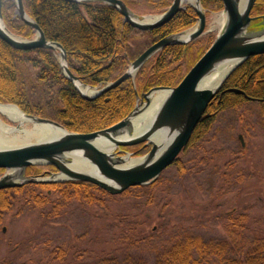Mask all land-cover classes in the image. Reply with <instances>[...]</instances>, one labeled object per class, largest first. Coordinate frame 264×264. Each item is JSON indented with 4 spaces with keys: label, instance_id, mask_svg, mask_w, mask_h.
<instances>
[{
    "label": "trees",
    "instance_id": "1",
    "mask_svg": "<svg viewBox=\"0 0 264 264\" xmlns=\"http://www.w3.org/2000/svg\"><path fill=\"white\" fill-rule=\"evenodd\" d=\"M136 14L161 13L172 0H123ZM258 0L259 5L263 4ZM25 11L42 29L45 37L59 42L67 55L69 69L86 84H106L119 77L145 48L154 41L193 26L198 19L195 10L186 5L169 21L151 30H140L124 21L123 15L107 3L73 2L68 0H22ZM203 8H223L222 0H201ZM264 5V4H263ZM2 17L10 31L26 38L34 36L33 28L15 11L13 0H2ZM212 42V41H211ZM198 38L187 44L166 45L149 57L131 78L122 81L93 99H86L64 76L59 55L45 47L16 49L0 38V101L16 104L26 113L50 118L67 130L91 132L106 128L125 117L134 107L136 93L157 86H175L211 43ZM237 88L264 104V53L248 57L226 78L221 93L208 104L204 116L192 131L181 152L200 139L210 128L214 115L229 106L248 100L243 94L229 91ZM141 146V144H140ZM130 148V147H125ZM149 146L138 148L144 153ZM184 171L177 158L174 163ZM0 170H3L0 168ZM57 169L50 164H34L26 173L49 174ZM34 184L48 192L30 196L35 205H45L49 193L57 192L62 200L83 198L91 189L105 190L84 181L25 183L18 187L0 189V223L12 206L13 191ZM143 186V185H140ZM95 201L98 196L92 195ZM58 206V200H55ZM248 216L245 212H228L224 216L225 230L231 241L241 238ZM223 243L186 236L161 251L155 264H201L203 258L216 256L209 264H264V236L253 239L249 248L239 255L226 254ZM64 251L56 249L54 259H62ZM204 261V260H203ZM101 264H118L104 259ZM128 264H144L129 262Z\"/></svg>",
    "mask_w": 264,
    "mask_h": 264
},
{
    "label": "rangeland",
    "instance_id": "2",
    "mask_svg": "<svg viewBox=\"0 0 264 264\" xmlns=\"http://www.w3.org/2000/svg\"><path fill=\"white\" fill-rule=\"evenodd\" d=\"M205 14V32L198 38L211 42L225 14L222 8L205 9ZM26 140L34 139L20 136L7 144ZM141 146L124 149L136 152ZM178 159L184 171L172 164L153 183L120 194L91 189L83 198L62 200L51 192L49 201L37 206L30 194L44 196L46 189L29 184L13 191L12 206L0 223V264H101L104 259L155 264L161 251L189 235L223 243V255L235 256L264 236V104L246 100L222 109ZM92 195L99 199L93 201ZM228 212L248 216L236 242L225 230ZM58 248L64 251L62 259L52 257ZM216 259L208 256L201 264Z\"/></svg>",
    "mask_w": 264,
    "mask_h": 264
},
{
    "label": "water",
    "instance_id": "3",
    "mask_svg": "<svg viewBox=\"0 0 264 264\" xmlns=\"http://www.w3.org/2000/svg\"><path fill=\"white\" fill-rule=\"evenodd\" d=\"M68 1L107 3L123 15L125 22L140 30H151L163 25L187 4L198 15L194 26L154 41L131 61L119 77L103 86H94L84 83L69 69L67 55L62 45L45 37L40 26L25 11L22 0H14L15 9L19 17L33 28L34 36L26 38L10 31L2 17V0H0V38L16 49L45 47L57 51L61 72L81 96L89 100L116 87L128 78L134 82L136 73L144 62L164 46L187 44L205 32L206 14L201 6V0H172L163 12L156 15H138L123 0ZM240 2L241 0H222L225 13L222 29L179 83L169 87L157 86L140 94L135 89L136 103L133 109L125 117L106 128L91 132L70 131L53 119L26 113L16 104L8 103L15 105L23 113L24 122L26 126L30 125V129L51 124L59 127L61 131L53 136L52 134L41 137L29 136L23 132L18 133L23 130L24 124L11 125L0 118L4 121L3 124L10 127V130L1 131L2 134L18 133L25 139H34L7 144V141L17 139V134L12 138H9L11 136L9 135L5 141L0 142V168L4 169V173L0 176V189L18 187L31 182L75 180L93 183L110 194H120L130 187L154 182L186 147L196 124L204 116L209 102L222 88L229 74L248 57L264 53V15H251L256 0H244L242 4ZM257 18L261 20L255 23ZM228 61H233L234 65L224 74L216 88L201 87V81L205 76ZM80 85L93 89V92L91 94L83 92ZM159 89L167 90L166 95L154 113L146 119L147 121H143L145 124L139 129L135 128L131 120L149 106V94ZM227 90L248 97L240 89ZM4 117L14 122L8 116ZM124 130H127L129 135L121 137ZM99 138L111 141L115 145L114 149L106 151L100 148ZM139 143L150 146L141 156H134L135 152L122 149L123 146ZM69 154L81 157L88 163V168L72 165ZM33 164H50L56 167L57 171L49 176L27 175L26 168Z\"/></svg>",
    "mask_w": 264,
    "mask_h": 264
},
{
    "label": "bare ground",
    "instance_id": "4",
    "mask_svg": "<svg viewBox=\"0 0 264 264\" xmlns=\"http://www.w3.org/2000/svg\"><path fill=\"white\" fill-rule=\"evenodd\" d=\"M244 0H241L240 4H242ZM244 3V2H243ZM234 65L233 61H228L225 62L224 64H222L221 66H219L217 69V72L215 73H210L207 76H205L203 78V80L201 81V87H209V88H216L221 80V78L224 76V74L231 69V67ZM80 88L83 92L91 94L93 92V89L89 88V87H85L83 85H80ZM167 90L164 89H159L156 91H153L151 94H149V106H147L143 111H141L139 113V115L135 118H133L132 124L135 128L139 129L141 126H143V121L146 122L153 113L154 111L157 109V107L159 106L162 98H164V96L166 95ZM4 116H8L10 119L14 120L13 123H22L24 124L23 130L22 131H18L19 132H23L25 133V135H29V136H37V137H41V136H48L50 134L55 135L57 134L59 131H61V129L55 125H51V124H47L46 126H43L41 128H37V129H30L25 125L24 122V115L23 113L13 104H8V103H0V118L3 119L5 118ZM144 118V119H143ZM0 119V142L5 141L6 137L12 138L14 136H16L17 134H9V135H4L2 134L3 132L1 131H7L10 130V127L3 124V120ZM146 120V121H145ZM3 121V122H2ZM12 123V122H11ZM129 133L127 132V130H124L121 133V137H126L128 136ZM21 135H17V137L19 138ZM98 146L100 148H102L103 150L106 151H111L114 149L115 145L109 141L106 140L104 138H99L98 139ZM71 156V162L72 165L77 166V167H83V168H88V163L83 161L81 157L75 155V154H69ZM127 161L129 159H126ZM134 161V160H132Z\"/></svg>",
    "mask_w": 264,
    "mask_h": 264
},
{
    "label": "flooded vegetation",
    "instance_id": "5",
    "mask_svg": "<svg viewBox=\"0 0 264 264\" xmlns=\"http://www.w3.org/2000/svg\"><path fill=\"white\" fill-rule=\"evenodd\" d=\"M260 2H262L263 4H264V0H261ZM258 3V0H256V2L254 3V5H253V7H252V10H251V15L252 16H260V15H263L264 14V5L263 4H261V5H259V4H257ZM186 7V5L182 8V9H184ZM204 9H207V8H204ZM261 19L260 18H257L256 20H255V22L256 23H258L259 21H260ZM263 54V53H262ZM258 55V54H257ZM254 56V55H253ZM223 87V86H222ZM222 89V88H221ZM221 89L219 90V92L217 93V94H219V93H221V92H223V91H221ZM216 94V95H217ZM215 95V96H216ZM244 95V94H243ZM214 96V97H215ZM245 96V95H244ZM247 99L248 100H255V99H249V96L247 97ZM212 101V100H211ZM210 101V102H211ZM256 101H259V100H256ZM209 102V103H210ZM215 116L216 115H214V118H215ZM213 118V119H214Z\"/></svg>",
    "mask_w": 264,
    "mask_h": 264
}]
</instances>
